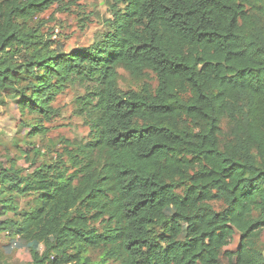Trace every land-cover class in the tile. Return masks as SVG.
Here are the masks:
<instances>
[{
    "label": "trees",
    "instance_id": "trees-1",
    "mask_svg": "<svg viewBox=\"0 0 264 264\" xmlns=\"http://www.w3.org/2000/svg\"><path fill=\"white\" fill-rule=\"evenodd\" d=\"M65 1L0 0V105L19 94L41 135L57 95L93 81V139L72 172L0 168V233L41 244L29 264H264V0H114L109 30L71 52L37 22ZM119 67L158 84L122 90ZM25 192L41 205L20 210Z\"/></svg>",
    "mask_w": 264,
    "mask_h": 264
},
{
    "label": "rangeland",
    "instance_id": "rangeland-1",
    "mask_svg": "<svg viewBox=\"0 0 264 264\" xmlns=\"http://www.w3.org/2000/svg\"><path fill=\"white\" fill-rule=\"evenodd\" d=\"M114 0H66L65 4H54L38 15L42 32L54 45L66 52L92 46L109 30V21L113 17ZM37 23V25H38ZM118 85L122 90H139L147 83L154 90L158 84L156 75L148 71L143 78H134L126 69L119 67ZM97 87L93 81L76 80L69 83L64 91L57 95L52 105L57 110L50 121L42 124L46 133L31 134L32 123L37 119L32 114L23 113L18 101L20 95L6 92L0 105V168L14 165L22 168L23 175H30L42 164H62L69 172L76 169L74 155L79 154V146L93 139L96 114L88 102L95 97ZM225 127V125H224ZM9 196L0 190V221L14 214H1L2 201ZM20 210L40 206L35 192H25L14 196ZM215 208L224 207L215 200ZM172 213V209L168 210ZM100 226L99 223H95ZM101 227V226H100ZM241 236L236 233L231 243L223 251H235L240 246ZM36 241L23 242L18 236L0 233V264H29L31 250L39 247ZM256 248L264 256V230L255 242ZM102 248L89 250L93 261L102 259ZM106 264H119L110 260ZM220 264H227L222 255Z\"/></svg>",
    "mask_w": 264,
    "mask_h": 264
}]
</instances>
